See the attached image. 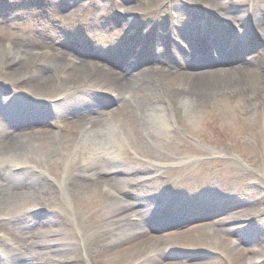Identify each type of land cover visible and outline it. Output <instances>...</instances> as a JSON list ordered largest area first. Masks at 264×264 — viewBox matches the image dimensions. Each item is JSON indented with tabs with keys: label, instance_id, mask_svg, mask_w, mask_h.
<instances>
[{
	"label": "bare ground",
	"instance_id": "obj_1",
	"mask_svg": "<svg viewBox=\"0 0 264 264\" xmlns=\"http://www.w3.org/2000/svg\"><path fill=\"white\" fill-rule=\"evenodd\" d=\"M187 1L194 2L192 4H195L194 7L199 12L197 17L201 20L207 18L206 14L211 13L210 10L226 12L215 0H199L201 3L198 4V0ZM260 1L264 4V0ZM128 2H133L134 5H127ZM165 2L166 0H110L106 3V12L109 9L125 10L124 7L130 6H143L140 12L144 10L143 12L149 13L155 10L157 13L172 8L174 10L169 22L173 23L172 30L176 33L177 42L167 39L170 35L162 32L158 24L149 27L145 25L138 27L135 37L133 36L135 42L131 38L120 41L112 48L114 53H108L125 61L131 52L133 55L130 63L137 62V55H142L138 65L142 62H149L151 65L136 74L131 73L134 69H129L131 67L122 68V72H118L105 66L79 62L55 49L52 36L47 38L50 44H38L41 45L39 48L29 45L27 48L26 45V50L22 53L14 49L13 58L9 60L0 53V84L9 86L15 98H20L15 92L16 89L26 92V101L22 107L11 105L8 108L13 111H23L24 106L26 109L32 108L26 111L28 115L24 116L26 119L22 120L23 125L15 122L18 120L8 123V116L4 114L7 108L0 103V188L11 190L6 183L10 182L13 173L18 170H26L36 178L26 187L17 186L10 193H5V190L0 192V243L10 247L6 255L0 252V264L38 263L43 259L42 251L38 249L42 247L62 253V262L78 264L80 261L77 259L76 250L63 241V234L66 237L73 236V233L60 195L67 196L79 209L84 198L93 203L101 191L109 193L114 211L101 217L100 227L107 228L103 239L105 247L98 256L93 257L92 264H103L105 261L114 264H140L157 252L162 253L170 245V240L182 249L209 251L210 256L197 264L256 263L248 255L247 248H243V245L241 248L232 239L244 238L238 232L239 228L222 227L225 222H218L214 224L215 227L201 225L188 228L182 231L184 238L177 237L175 232L169 233V236L155 237L154 240L144 238L142 220L147 224L159 215L167 224H172L173 219L166 212L168 209H174L181 218H184L182 210L206 213L212 203L210 200L221 191L218 186L211 197L199 193L183 199L173 196L167 201L165 198L168 197V191L164 190L163 184L169 182V173H175L169 166L157 163L155 167L134 165L127 170H114L126 147H132L137 154L146 157L143 151L146 141L166 143L175 133L173 124L182 123V116L189 115L190 109L199 107L205 100V95L223 91L225 88L245 89L246 85H251L250 82L264 79L262 11L258 14H244L231 9L222 15L224 21L216 24L218 31L205 28L193 31L199 18H186L177 12L179 7L175 8L176 2ZM70 5L71 10L62 16L63 19H71L82 9L93 11L94 18L98 21L107 16L99 1L73 0ZM261 9L262 7L257 10ZM123 20L132 27L136 25L134 17H124ZM238 24L245 25L247 32L259 36L256 42L261 43L262 50L245 57V53L254 44L246 40L244 33L240 34L235 29ZM162 34H165V38L160 37ZM202 34L205 35V40L195 41L197 48L192 51L190 49L186 53L181 52L174 46L179 47L192 38L202 37ZM138 41H145V45L136 44ZM151 42L159 45L157 55L152 51L154 47ZM224 43L225 49L222 46ZM207 45L213 49L212 57L205 56L203 49ZM105 57L115 65L117 60L112 61L109 55ZM191 57L195 59L187 63L185 60ZM211 64L216 67L214 70L203 71L200 68ZM224 65L227 67H221ZM106 101L115 104V107L106 111ZM180 105L182 109L179 108ZM82 108L84 112L81 116L69 118L74 112L80 113ZM51 114L57 117L60 124L56 131L48 128L50 125H45L48 129L40 133V130L37 132L30 127H24L27 120L45 121ZM24 147L26 160L19 155ZM28 151H40L42 155L29 163ZM58 153L67 161L63 170L56 167ZM74 166L77 171L70 172ZM183 168L184 166L180 167L178 175ZM212 183L215 184L216 181L213 180ZM120 189L125 190L124 193L117 194ZM251 201V198L245 199L242 205L250 204ZM30 202L35 204L33 209L43 208L48 211L44 228L34 229L38 224L29 217L11 219L6 216L5 212L10 205ZM131 207L135 208L133 214L124 215V211ZM207 230H211L213 235H220L221 239L213 244ZM248 233L252 234L250 231ZM261 235L264 239V233ZM212 253L218 257L212 258Z\"/></svg>",
	"mask_w": 264,
	"mask_h": 264
},
{
	"label": "rangeland",
	"instance_id": "obj_2",
	"mask_svg": "<svg viewBox=\"0 0 264 264\" xmlns=\"http://www.w3.org/2000/svg\"><path fill=\"white\" fill-rule=\"evenodd\" d=\"M91 1H99L105 10L107 8L106 3L110 0ZM173 1L176 2L174 3L175 8L176 6L179 7L176 11L186 18L191 16L196 18L199 14L196 7H194L195 4H192L194 2H188L187 0ZM215 1L219 2L226 12L222 11L220 13L217 10H210L211 13L206 14V20L197 17L199 20H196L193 31L198 28L218 31L216 30V24L223 22L222 15L227 14L231 9L250 14H258L262 11V14H264V4L260 0ZM72 2L73 0H0V53L4 54L5 58L9 60L13 58L14 49L22 53L23 50H26V45L27 48L28 45L39 48L41 45L38 44L46 42L50 44L47 38L52 36L55 49L63 51L79 62L105 66L118 72H122V68L131 67L129 69L134 68L131 73L136 74L143 68L150 66L151 63L141 61L142 63L138 65L142 55H137L139 58L136 60L137 62L130 63L133 55L131 52L128 53L125 61L113 54H108L111 51L114 53L115 45H118L120 41H127L128 38L135 42L134 37L139 26L146 25V27H149L156 24L162 32L164 31L170 35L167 39L177 40L176 33L172 30L173 23L169 22L174 12L173 8L160 13H157V10H155L156 13L143 12V10L142 13L140 10L143 9V6L138 8L134 6L124 7L125 10L118 11L117 9H109L108 12L105 10L107 16H104L101 21L94 18L93 11L82 9L71 19H63L62 16L71 10L70 4ZM168 2L166 0L165 3ZM198 3L201 2L198 0ZM131 4L134 5L133 2L127 3V5ZM260 7L262 9L257 10ZM162 9H165V7ZM203 11L201 10V12ZM155 16L157 17L154 18ZM124 17H134L136 20L135 27L125 24ZM235 29L240 34L244 33L246 40L252 41L254 44L245 53V57L253 56L258 50H262L261 43L256 42L259 36L247 32L245 25L238 24ZM235 29L233 31H236ZM199 34L201 35V33ZM160 37L165 38V34ZM200 39L204 41L205 35L202 34V37L192 38L188 43L180 44L179 47L174 46L181 52L186 53L190 49L192 51L193 48H197L195 47L197 46L195 41L197 42ZM144 42L138 41L136 44L145 45ZM151 43L154 47L152 51L157 55L159 45ZM222 46L224 49L226 48L225 43ZM44 48L48 49L47 47ZM203 51L207 57L214 55L210 45H207ZM105 55H109L111 60H117L115 65L110 63L109 58L107 59ZM194 59L191 57L185 61L190 63ZM200 68L203 71H211L216 67L211 64ZM1 77L0 66V79ZM250 84L246 85L247 88L245 89L241 87L225 88L223 91L205 95V100L199 107L190 109L189 115L182 116V123L173 124L175 133L166 143H156L152 140L144 143L143 151L146 153V157L137 154L132 147H126L120 162L114 167V170H127L134 167V165L155 167L157 163H162L173 169L175 173L166 174L169 182L163 184L164 190L168 191V197L165 198L168 199L167 201L173 196L183 199L185 196H196L199 193L211 197L217 186L221 189L220 193L214 195L210 200L212 203L209 204L210 208L206 213L191 209L183 212L180 209L182 210V217H184L181 218V215H178L174 209L171 211L168 209L166 212L173 219L172 224H167L162 217L159 218V215L152 218L147 224H144L142 220L141 228L144 230V238L154 240L155 237L169 236V233L174 232L177 237L184 238L182 231L188 228L225 222V226L222 225V227L239 228L238 232L244 236V238L232 237V239H235V242L241 248L242 245L243 248H247L248 255L253 257L256 262L251 264H264V255H262L264 253H261L264 252V239L261 235L264 233V79L262 78L258 82H250ZM23 91L16 89L15 92L20 98H15L12 96V89L9 86L0 84V103L7 108V111L4 112L8 116H6V122L18 120L22 123L15 122L23 125V121L28 115L26 111L32 109L31 107L26 109L24 106L23 111H13L8 108L11 105H16L15 107L24 105L26 92ZM105 98L109 99V96ZM54 100L56 101V99ZM105 104L106 111L115 107V104L108 101ZM179 108L182 109V106L180 105ZM83 112L82 108L80 113L76 114L74 112L69 118L81 116ZM39 121H35V123L27 120L24 127H30L37 132L40 130V133L48 128L56 131L60 126L57 117H54L53 114L45 121ZM45 125H50V127H44ZM19 155L24 156L26 160V147ZM41 155L40 151H28V162L33 163ZM56 163V167L63 170L67 161L62 158L61 153H58ZM181 166H184V168L178 175L177 172L180 171ZM74 171H77L76 166L70 170V172ZM29 173L26 170L15 171L10 182L6 183L9 184V187H6L11 190L6 191L4 188H0V192L5 190V193H10L17 186L26 187L35 178ZM213 180L216 181L215 184L212 183ZM124 191L120 189L117 194H122ZM60 196L63 210L69 218L73 233V236L66 237L63 234V241L69 243L71 249L76 250L77 259L80 261L78 264H92L93 257L98 256V253L104 250L105 247L103 239H105L107 228L106 226L100 227L99 222L101 217L114 211L113 202H110V195L105 191H101L93 203L90 199L84 198L79 209L74 206L67 196L64 194ZM248 198H251L252 203L242 205L243 201ZM34 205L33 202L10 205L5 214L11 219L29 217L30 220L38 224L34 229L44 228L48 211L43 208L33 209ZM134 209V207L126 209L124 215H132ZM231 217L235 218L230 219ZM249 231L252 234L248 233ZM206 232L207 235H210L208 237L213 244L221 239L220 235H213L211 230ZM9 243L12 245V242ZM8 246L0 243V252L6 255L10 248ZM38 249L42 251L43 259L35 264H59L62 253L47 247ZM208 256H210V253L207 250L182 249L170 240V245L168 244L162 253L159 251L155 256L140 264H197ZM217 257L216 254L212 255V258ZM60 262V264H71V262H62L61 260ZM103 264L114 263H106L105 261Z\"/></svg>",
	"mask_w": 264,
	"mask_h": 264
}]
</instances>
